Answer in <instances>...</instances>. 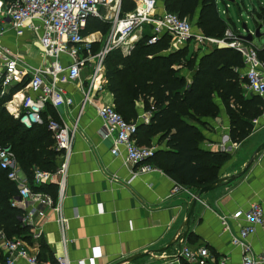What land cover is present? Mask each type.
<instances>
[{
	"label": "crops",
	"instance_id": "crops-1",
	"mask_svg": "<svg viewBox=\"0 0 264 264\" xmlns=\"http://www.w3.org/2000/svg\"><path fill=\"white\" fill-rule=\"evenodd\" d=\"M130 1L134 5L133 9L138 8V2ZM162 2L156 0L154 15L164 12ZM218 4L223 5L221 12ZM260 4L257 2V7L252 10L258 7L263 10ZM215 6L220 19L230 27L228 2L220 0L218 3L215 0ZM129 12L121 11L119 0L117 18ZM88 18L106 23L104 33L97 31L82 35L91 41V58L109 42L111 23L115 18L113 7L99 8L96 16ZM190 24L193 29L194 25ZM194 29L196 32L192 33L199 34L195 26ZM151 34V25L134 30L128 42V50L143 35ZM38 37V34H30L28 31L16 36L6 23L0 25V46L7 48L10 57L16 61V70L21 76L19 83L25 82L15 93L17 99L28 93L26 84L30 71L44 69L51 64L52 60L44 55ZM117 49L122 54L128 52L122 51V48ZM59 61L64 66L68 60L62 56ZM92 68L89 59L81 68L76 81L60 86L65 97L71 100L70 106L52 107L46 104L41 114L42 121H55L68 130L70 155L64 199L60 205L66 229L60 230L54 222V215L46 213L45 221H40V240L45 248L40 256L49 260L60 255L64 248L69 264H181L180 260H173L170 255L178 246L179 235L183 233L184 219L194 192L184 187L172 191L179 185L161 170L156 168L155 171L139 174L136 166L125 161L122 147L113 144V134L106 136L103 124L95 113V106H112V97L104 82V66L99 76L90 82ZM45 80L47 83L48 77ZM257 98L262 104L260 113L252 119V131L243 141L237 144L229 141L228 121L220 106L210 133H205L208 141L204 142V146L223 151L230 158L220 167L218 178L234 177L233 181L223 183L195 203L186 236L181 241L189 249L205 248L214 257V261L208 264H217L219 259H223L225 264L236 263L242 257L241 248L230 244V237H236L244 224L242 221L227 219L228 215L238 209L245 210L250 203L255 202L262 209L264 223V149L253 156L254 150L264 141V95ZM17 99L9 104V113L15 112L14 103ZM135 107L138 122L147 123L150 113L142 111L140 102ZM111 149L116 150V155L110 154ZM250 158L251 164L241 173ZM57 160L59 158L56 163ZM47 187L49 189L53 186ZM221 220H226L227 229H223ZM61 238L65 241L63 248ZM245 243L249 246L250 256L263 253L264 224L257 227ZM36 249L38 254L39 244ZM135 255L142 256L125 262ZM0 264H3L1 254Z\"/></svg>",
	"mask_w": 264,
	"mask_h": 264
},
{
	"label": "trees",
	"instance_id": "trees-1",
	"mask_svg": "<svg viewBox=\"0 0 264 264\" xmlns=\"http://www.w3.org/2000/svg\"><path fill=\"white\" fill-rule=\"evenodd\" d=\"M1 1L8 4L15 0ZM162 4L165 12L189 23L194 20V26L206 38L220 39L227 28L217 13L215 0H163ZM133 7L130 0H120L122 12ZM105 24L87 18L81 35L104 33ZM149 37L143 35L126 54L115 49L105 56L106 89L114 110L124 121L135 123L136 145L154 148L147 162L196 194L218 178L220 167L230 159L227 153L204 146L208 141L205 133H210L218 107L228 121L229 141L237 144L251 133V121L259 115L261 107L257 105L261 102L256 96L242 97L240 76L244 67L235 50L213 46L187 55V44L169 51L170 36L166 33L151 44L147 43ZM257 57L264 61V48L257 51ZM24 84L16 83L0 95V147L9 148L19 170L30 181L33 169L52 172L59 153L53 149L44 120L41 125L25 128L5 110V104ZM138 102L144 113H150L147 123L138 122ZM40 190L55 193L54 187ZM15 193L14 184L0 169V229L6 238H20L30 244L29 230L16 220L21 211L9 205ZM38 244L37 258L46 261L40 256L45 251L42 240Z\"/></svg>",
	"mask_w": 264,
	"mask_h": 264
},
{
	"label": "built area",
	"instance_id": "built-area-1",
	"mask_svg": "<svg viewBox=\"0 0 264 264\" xmlns=\"http://www.w3.org/2000/svg\"><path fill=\"white\" fill-rule=\"evenodd\" d=\"M138 8L133 9L122 18H117L119 0H15L3 4L0 0V25L6 23L16 36H21L24 31L38 34V40L44 55L50 58L51 64L44 69L30 71L26 84L28 93L12 95L11 100L5 104L8 114L17 119L25 128L32 125H41V114L45 105L52 107L62 105L70 106L71 100L65 97L60 88L63 84L73 83L79 77L80 70L89 61L93 68L90 82L95 80L102 72L103 59L111 50L122 48L128 50V42L136 29L144 25H151V35L148 44L153 43L161 34L170 36L169 51L174 52L189 43L210 47H226L235 50L241 55L243 71L241 73V88L251 96L264 95V61L257 57V51L264 48V32L260 33L261 45L254 47L243 39L245 34H240L228 27L220 39L206 38L193 34L191 24L186 19H179L175 14L163 12L154 15L156 0H134ZM113 7L115 18L111 23L109 42L102 51L90 58L91 41L81 35L85 21L90 16H96L99 8ZM67 58V64L60 63V57ZM0 61L3 70L0 71V95L11 85L19 83L21 76L16 70V61L10 57L7 48L0 46ZM49 81L46 83L45 79ZM17 99L15 112L9 113V104ZM12 110V109H11ZM95 113L102 122L106 136L113 134V144L122 147L125 161L136 166L137 173L143 174L157 170L147 160L152 157L154 148L139 147L134 141L136 130L135 123L126 122L112 106H95ZM46 129L51 134L53 149L59 153V162L52 172L32 170L31 180H26L14 162L13 154L8 147H0V169L6 172V178L15 187V195L10 198L9 205L19 209L21 214L16 217L20 227L28 229L30 244L20 238L8 239L0 229V254L3 264H69L64 251L65 241L61 238L63 251L53 257V261H40L37 258V244L42 237V223L46 213L54 215V222L60 230L66 229V220L60 213V205L64 199L65 177L70 155V133L55 121L48 120ZM111 155H116V150H110ZM46 185L55 188L54 195L42 191ZM181 189L175 186L172 191ZM195 194L191 197L193 198ZM227 219L242 221L236 237H230V244L241 248V259L231 264H264V252L257 256L249 255V246L246 239L255 232L257 227L263 226L262 209L259 204L252 202L245 210H236ZM40 221L42 223H40ZM223 229L226 220H221ZM170 258L183 260L187 264H208L214 261L205 248L198 247L189 250L182 240H178ZM90 258L89 261H91ZM217 264H225L219 259Z\"/></svg>",
	"mask_w": 264,
	"mask_h": 264
},
{
	"label": "rangeland",
	"instance_id": "rangeland-1",
	"mask_svg": "<svg viewBox=\"0 0 264 264\" xmlns=\"http://www.w3.org/2000/svg\"><path fill=\"white\" fill-rule=\"evenodd\" d=\"M257 2H261L260 5H261V8L263 10H261L258 7L256 10V14L254 11H253V13H254L253 14L251 10H252V8L257 7V5H256ZM218 3H220V0H218ZM217 6H218V10L221 12V8H223V5L218 4ZM261 11H263V14ZM97 13H98V11H97ZM227 14H228L229 21H230V22H228V25L230 26V28L233 29L234 32H236L235 30H237L240 34H242V35L245 34V32L242 30L243 28H241V25H244L245 28L248 30L247 32L252 34L254 32V30L257 27L261 26L263 21H264V0H234V2H232V3L228 2ZM221 16L223 17V15H221ZM193 21L191 23L194 25ZM262 31H263V29H262V27H260L259 32L262 33ZM192 32L193 33L196 32L194 29V26H193ZM105 40H106V38H105ZM105 43H106V41H105ZM261 43L262 42H261L260 38L252 37L251 45H253L254 47H259L261 45ZM204 49H205V47H203V46H198L196 44H193V42L189 43L187 45V55L201 53ZM241 94H242V97L244 99L251 97L250 95L245 93L242 88H241ZM257 106H259V108H260L262 106V104L257 105ZM189 250L193 251L194 249H189Z\"/></svg>",
	"mask_w": 264,
	"mask_h": 264
},
{
	"label": "water",
	"instance_id": "water-1",
	"mask_svg": "<svg viewBox=\"0 0 264 264\" xmlns=\"http://www.w3.org/2000/svg\"><path fill=\"white\" fill-rule=\"evenodd\" d=\"M227 2H232L233 0H225ZM241 28H243L244 32L246 33L245 36H243V39L246 41V42H250L252 40V37H256L258 38L259 35H260V32H259V28L260 27H257L254 32L252 34L248 33L246 31V28L244 27V25H241ZM262 29H263V32H264V21L262 23ZM264 149V141L254 150L253 152V156L257 155L261 150ZM252 162V158H250L248 160V162L244 165L241 173H243L248 167L249 165L251 164ZM234 180V177H229V178H217L215 181H213L212 183L208 184L207 186H204L202 188H200L196 194L194 195V197L192 198L191 200V204H190V207L188 209V212H187V215L184 219V223H183V227H184V230H183V233H181L179 235V238L180 240H182L185 236H186V232H187V229H188V223H189V219L191 218L192 216V211H193V208H194V205L195 203L200 199L201 196L213 191L214 189H216L218 186L222 185L223 183H229L231 181ZM142 255H135V256H132L130 258H127L125 260V262H130V261H133L139 257H141Z\"/></svg>",
	"mask_w": 264,
	"mask_h": 264
}]
</instances>
